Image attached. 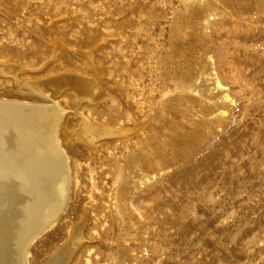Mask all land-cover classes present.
<instances>
[{
    "label": "rangeland",
    "instance_id": "374dc122",
    "mask_svg": "<svg viewBox=\"0 0 264 264\" xmlns=\"http://www.w3.org/2000/svg\"><path fill=\"white\" fill-rule=\"evenodd\" d=\"M0 99L64 111L26 264H264V0H0Z\"/></svg>",
    "mask_w": 264,
    "mask_h": 264
},
{
    "label": "bare ground",
    "instance_id": "6f19581e",
    "mask_svg": "<svg viewBox=\"0 0 264 264\" xmlns=\"http://www.w3.org/2000/svg\"><path fill=\"white\" fill-rule=\"evenodd\" d=\"M89 85L83 87L85 96ZM217 88L223 89L220 83ZM49 107L0 99V264H26L29 245L62 214L68 201L70 170L57 139L64 111ZM101 133L83 118L72 134L93 151ZM79 230L70 232L69 241L49 264H66L71 259L80 241Z\"/></svg>",
    "mask_w": 264,
    "mask_h": 264
}]
</instances>
